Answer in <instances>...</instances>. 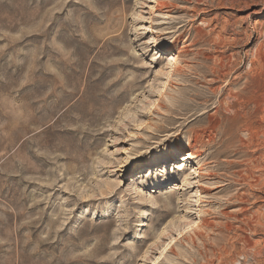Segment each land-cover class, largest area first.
Returning a JSON list of instances; mask_svg holds the SVG:
<instances>
[{"label": "rangeland", "instance_id": "rangeland-1", "mask_svg": "<svg viewBox=\"0 0 264 264\" xmlns=\"http://www.w3.org/2000/svg\"><path fill=\"white\" fill-rule=\"evenodd\" d=\"M261 86L264 0H0V264H264L242 216L185 228L264 221Z\"/></svg>", "mask_w": 264, "mask_h": 264}, {"label": "bare ground", "instance_id": "bare-ground-1", "mask_svg": "<svg viewBox=\"0 0 264 264\" xmlns=\"http://www.w3.org/2000/svg\"><path fill=\"white\" fill-rule=\"evenodd\" d=\"M210 5V4H209ZM166 6V4H165ZM161 7V6H160ZM135 17V21L137 22L138 21V18L136 16ZM133 17V18H134ZM153 21V20H152ZM155 23L158 24V20H155ZM160 26V25H159ZM176 35V34H175ZM174 35V39H176L177 37ZM219 41V40H218ZM216 42V41H215ZM216 44V43H215ZM187 51L184 49H181L178 51V54L177 56L173 57V64L175 65L176 64V60H177V57L178 56H182L183 54H185ZM218 68V67H217ZM224 70V69H223ZM218 71V70H217ZM43 73V72H42ZM237 77V76H236ZM258 87V86H257ZM257 87H252V91L250 93H248V96H246V100L249 101V102H252L254 105H255V111H259L261 110V106L263 104H261V100L262 98H264V93L261 92L262 91V86L260 88H257ZM251 90V89H250ZM247 92V91H246ZM29 98L30 97H27L26 95L22 94L19 96L18 98V102H19V109L21 110H18L17 112H19V114L17 115V117H15L16 119L11 123L12 124H15V123H20V127H23L24 126V123L25 122H28V121H31L33 119H35L34 115H33V111H35L36 109H39V108H42L40 106V103L42 101H36V102H32V101H29ZM264 102V101H263ZM264 107V106H263ZM44 108V107H43ZM57 106H55L54 104H52L50 107H49V112L50 114L54 113L55 110H56ZM74 109V108H73ZM254 110V109H253ZM38 111V110H37ZM249 113V112H248ZM65 115V114H64ZM63 115V116H64ZM14 117V116H13ZM247 124V123H246ZM263 125V124H262ZM249 127V126H248ZM250 128H254L253 126V123H250ZM22 132V131H21ZM264 132V130H263ZM196 139V138H195ZM254 139V138H253ZM196 141V140H195ZM200 142V141H199ZM252 142V141H251ZM257 143V142H256ZM259 143V142H258ZM262 153V152H261ZM202 155V153H200L199 151L190 148L188 151H187V154L183 155L185 156L184 160H189V159H192V158H198ZM175 154L173 155H169V158H174ZM259 159V158H258ZM262 160V159H261ZM262 163V162H261ZM202 169V163L201 162H198V167L196 168H193V173L196 174V176H200V171ZM203 170V169H202ZM263 170V169H262ZM203 173V172H202ZM260 179V178H259ZM259 181V180H258ZM248 184V183H247ZM258 184V187H259V191L263 190L264 188V180H261L257 183ZM256 184V185H257ZM186 185H189V179H188V175H185L182 179H181V188L182 187H185ZM255 185V186H256ZM175 188V187H174ZM204 192V191H203ZM259 193V192H258ZM204 194H208V192L205 191ZM238 193L236 194H233L231 196H229L225 203L223 204H220L221 208L218 210L217 212V217L216 218H220V219H224L223 221H209V220H206V218L204 217L205 213L201 216V210L198 211V214H199V217H198V220L196 222H193V221H190L188 222L187 226L185 227L186 228V231L188 230H191L194 228L193 232H194V235L199 238V239H202L204 238V242L202 243L203 246H204V249L206 248L205 247V238L206 236L203 235L204 233H202L201 231H197L195 229H200L201 227H203V229L205 230H211L213 229V232H215L214 236H215V239L216 240V243L215 245H217V249H220L222 253L223 251V242H225L226 238H225V235L227 236L226 233L230 232V230L232 229L233 227V220H238V216H242L244 218H242L241 220H238V222H240L241 226H237V230L239 229L241 232L243 230H250L252 231L253 233H258V232H262L264 233V221L261 220L260 218L256 217V216H248V217H245L243 216L247 211V208H239L237 212H232V211H228V207L230 206H234L235 204H242L243 203V196L245 197V194L244 193H241L237 196ZM252 196H256V193L255 194H252ZM246 198V197H245ZM259 198V197H257ZM239 200V202L236 203V200ZM249 199V198H248ZM251 199V198H250ZM241 206V205H240ZM237 207H239V205H237ZM209 212V211H208ZM246 215V214H245ZM257 215V214H256ZM255 222V223H254ZM235 223V222H234ZM244 226V227H243ZM236 229V226L233 227ZM243 231V233L245 232ZM210 232V231H209ZM211 233V232H210ZM209 233V234H210ZM207 235V234H206ZM185 238V236L183 237V239ZM190 238V237H189ZM213 240V241H214ZM225 240V241H224ZM190 243L194 245L195 243V239L194 237L191 236V238L189 239ZM212 242V241H211ZM247 242V241H246ZM226 244V243H225ZM199 247V245H198ZM210 247V246H209ZM201 248V247H200ZM215 248V249H216ZM222 248V249H221ZM232 248V247H231ZM200 250V249H198ZM207 250V248H206ZM219 250V251H220ZM226 250V249H225ZM224 250V251H225ZM169 251L172 252L173 251V248L172 247H169ZM204 251V250H203ZM210 251V250H209ZM227 251V250H226ZM230 251V250H229ZM205 253V252H204ZM227 254V253H225ZM222 256V255H221ZM196 261V260H195ZM223 262V261H222Z\"/></svg>", "mask_w": 264, "mask_h": 264}]
</instances>
